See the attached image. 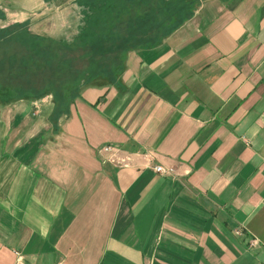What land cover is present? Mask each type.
<instances>
[{"label":"crops","instance_id":"1","mask_svg":"<svg viewBox=\"0 0 264 264\" xmlns=\"http://www.w3.org/2000/svg\"><path fill=\"white\" fill-rule=\"evenodd\" d=\"M178 1L116 80L0 103V264H264V0Z\"/></svg>","mask_w":264,"mask_h":264},{"label":"trees","instance_id":"2","mask_svg":"<svg viewBox=\"0 0 264 264\" xmlns=\"http://www.w3.org/2000/svg\"><path fill=\"white\" fill-rule=\"evenodd\" d=\"M154 1H157L158 7H150L149 2L145 0H81L82 20L78 36L69 48L61 49L64 52L60 56L58 53L51 54L53 59L49 58L53 60V63L48 67L45 65V68L50 71V78L44 77L41 85L30 81L26 83L27 85H14V83H9L13 71L5 73L4 78L9 81L0 82V103L52 95L53 100L63 108L88 84L101 80H116L121 74L123 59L127 52L134 48L159 43L189 17L188 8L181 5L183 2L178 0ZM13 28H21L20 30L24 32L22 35H26L20 25L0 29V44H4L13 37L10 32ZM40 38L35 37L32 40L36 43L44 41L43 37ZM36 55L37 53L26 55V58L31 57L26 62L31 63L26 70L23 68L19 72H14L17 78L31 77L35 67L43 70L42 64L38 63L34 57ZM80 58L85 66L79 64ZM21 60L25 61L24 56ZM63 61L65 64H62ZM19 65L24 66V63L21 62ZM71 71L81 73L79 76L81 78L78 81L71 75L72 83L69 84L74 85V92L67 95L61 91L60 86L66 85L64 79L70 78V75L64 76L70 74Z\"/></svg>","mask_w":264,"mask_h":264},{"label":"rangeland","instance_id":"3","mask_svg":"<svg viewBox=\"0 0 264 264\" xmlns=\"http://www.w3.org/2000/svg\"><path fill=\"white\" fill-rule=\"evenodd\" d=\"M34 1L36 0H3L2 1V3L7 4L5 13L8 17L6 18L1 13L2 16L0 17V29H5L12 25L14 26L20 25L22 29L25 30V34L27 36L22 35V33L24 32L20 30L21 28L19 29L13 28L12 31H10L13 37L10 38V40L5 42L4 44H0V55L3 54L2 56H0V61H1L0 82L3 81L8 82L9 80H5L4 78L6 76L5 73H9L12 70L13 71V73H11L12 76L9 78L10 84L14 83V85L16 84L24 85L28 81H30L33 84L41 85L44 77L50 78V71L45 68V65L46 67H48L51 66V64L53 63L52 60L53 56H51V54L58 53V56H60L64 52L61 49L69 48L72 42L75 41L74 39L78 36V32L80 29L79 26L77 27L78 28V32H77L76 28H74V22H75L74 18L70 20L68 19V16L73 12V9L74 12L77 13L76 6L74 4H73L74 6H72L73 0H51V4H48L50 5V7L47 5H43V8H41V10L39 11L37 9H30V7H32L33 5L36 6V3H33ZM37 1H42V0H37ZM145 1L149 2L150 7L159 6L157 5V1L154 0H145ZM151 3H153V5ZM15 9H17L18 12H14ZM15 13H18L20 17H17ZM77 14L75 15V17H77ZM22 17H29V20L23 23L13 22L15 21L16 18H22ZM5 19H7V21ZM53 25L55 26L54 30L51 28ZM62 27H64L67 30L66 32H64L66 33L65 37L62 36V33H59L60 31H62L63 29ZM76 33L77 35H75ZM35 37L36 38L43 37L46 39L42 38V40L44 41H40L39 43H36L34 42V40H32V38ZM32 53H37V55L34 57L37 59L38 63L42 64L43 70H39V67H35L31 77H27L24 79H20L21 77L17 78L14 72L15 73L19 72L23 68H25V70L29 68V63L31 62H26V60L27 61L30 60L31 57L28 56L26 58V55ZM4 56L5 58L1 59V57ZM22 56H24L25 61L21 60ZM49 57H52V59H50ZM47 60H48V64H46ZM21 62L24 63V66L19 65V63ZM62 64H65V61H63ZM79 64L85 66V63L82 62L81 58L79 59ZM69 73L70 74L64 76L67 77L68 75H70V78L68 77V79H64L66 85L60 86L61 91H64L67 95H71L74 92V85L72 86L71 84H69L72 83L73 77L71 75H73L74 79L78 81L81 78L79 77L81 73H75L73 71ZM83 79L85 80V77ZM75 80H73V82Z\"/></svg>","mask_w":264,"mask_h":264},{"label":"built area","instance_id":"4","mask_svg":"<svg viewBox=\"0 0 264 264\" xmlns=\"http://www.w3.org/2000/svg\"><path fill=\"white\" fill-rule=\"evenodd\" d=\"M117 151H118L117 148L112 147V146H104V148L102 149V152L103 153L104 152H108V153L112 152V153H114V152H117ZM154 170H155L156 173H159L161 175L171 174L172 173V170L171 169H165V168L163 169L160 166L155 167ZM258 244H259V240L258 239H254V240H252L249 243V246L255 248ZM18 256H19V254H18Z\"/></svg>","mask_w":264,"mask_h":264}]
</instances>
